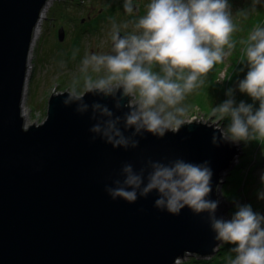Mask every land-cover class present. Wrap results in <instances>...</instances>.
I'll list each match as a JSON object with an SVG mask.
<instances>
[{
  "label": "water",
  "instance_id": "95a60500",
  "mask_svg": "<svg viewBox=\"0 0 264 264\" xmlns=\"http://www.w3.org/2000/svg\"><path fill=\"white\" fill-rule=\"evenodd\" d=\"M50 0H0V264H180L188 256L211 259L223 244L208 213L187 207L178 215L156 209L155 192L129 204L112 200L105 185L123 163L183 158L209 162V199L218 190L241 148L224 141L215 125L193 122L163 138L145 134L136 149H113L99 137L91 142V112L65 106L67 93H53L45 120L24 127L22 99L36 26ZM64 28L58 30L63 42ZM85 103L111 97L86 94ZM124 103V102H122ZM131 129L125 132L130 134ZM217 142H212L213 135ZM217 218L227 219L219 202Z\"/></svg>",
  "mask_w": 264,
  "mask_h": 264
},
{
  "label": "clouds",
  "instance_id": "9594fccd",
  "mask_svg": "<svg viewBox=\"0 0 264 264\" xmlns=\"http://www.w3.org/2000/svg\"><path fill=\"white\" fill-rule=\"evenodd\" d=\"M259 3L252 0L251 10ZM123 8L130 17L139 10L133 0H124ZM248 14L236 13L245 19ZM237 31L229 0H149L144 15L124 23L111 20V51L83 57L62 103L75 104L81 115L91 112L89 119L96 121L89 128L91 142L99 137L113 149H136L146 133L163 138L197 120L188 119L187 97L205 86L208 74L240 43V62L248 70L238 89L258 107L237 103L228 89V98L212 107L211 118L224 141H264V24L255 25L240 41L233 39ZM77 52L73 50V59ZM86 94L111 97L116 110L128 111L115 115L105 104L85 103ZM224 120L229 123L221 127ZM212 142H217L215 134ZM212 175L208 161L197 164L178 157L165 163L149 158L139 169L123 163V179H113L104 191L112 200L129 204L155 192L153 206L173 215L185 207L195 214L207 212L215 238L233 246L230 252L235 255L227 264H264V215L251 205L237 204L230 219L217 218L219 201L209 199ZM259 198L264 199V192Z\"/></svg>",
  "mask_w": 264,
  "mask_h": 264
},
{
  "label": "rangeland",
  "instance_id": "374dc122",
  "mask_svg": "<svg viewBox=\"0 0 264 264\" xmlns=\"http://www.w3.org/2000/svg\"><path fill=\"white\" fill-rule=\"evenodd\" d=\"M135 1L136 3L133 2V4H136L139 10L134 11L131 17L124 11V0H50L47 2L43 8L42 18L37 25L36 33L34 34L35 36L28 59L27 80L21 109V115L24 118V127L35 125L45 118L49 97L53 93L58 94L67 91L73 76L79 75L80 62L86 54L93 52L99 54L111 51V21H109L111 17L117 23H124L144 15L149 0ZM229 4L235 21L240 17L236 13L241 10H246L250 16L247 19H253L255 21L253 26L264 24V0H261V3L256 5V9L261 8L258 13H256V9L255 11L251 10L252 0H229ZM111 7L115 11H112ZM94 26L97 29L91 31V28H94ZM61 27L65 31L63 42L58 41V30ZM130 30L131 25L129 26ZM121 34H124L123 30ZM240 36L245 38V32H242ZM77 49L78 52L75 59H73V50ZM234 59L235 57L229 56L224 63H220L218 73L214 76V80L209 82H217L218 85L220 84L223 88L222 91L214 90L213 88L206 90L204 88L203 90L207 91L206 95L203 94L202 97L199 94L200 92H198L196 96L207 101L220 98L221 96L227 99L226 93L228 89H232L235 93H233V98L234 96L236 97L238 94L236 93L238 84H235V82L232 83L231 79ZM61 61L64 62V67H61ZM225 73L230 78L224 76ZM242 79V76H239L238 82ZM245 95L243 94L241 96L244 98ZM37 112L41 114L39 117L36 115ZM193 114L199 119L198 123L215 125V121L211 118L210 112L200 108L198 104H195L188 110V116L192 118ZM220 126L226 127L227 121H222ZM253 142L240 141L233 144L241 148L242 153L243 151L249 153L252 152ZM251 176L253 177L252 179L245 181L248 185H238V190L235 189L237 186L234 183L224 184L223 180L217 196L219 202L226 205L227 219H230L237 210V204L251 205L255 212L264 215V199L259 198V194L264 192V181H262L264 169L254 171V174ZM183 261H180V263Z\"/></svg>",
  "mask_w": 264,
  "mask_h": 264
},
{
  "label": "trees",
  "instance_id": "16d2710c",
  "mask_svg": "<svg viewBox=\"0 0 264 264\" xmlns=\"http://www.w3.org/2000/svg\"><path fill=\"white\" fill-rule=\"evenodd\" d=\"M133 2L136 3L135 0H133ZM134 6H136V4H134ZM111 9H112V11H115L114 8L111 7ZM260 10H261V8H257L256 13H258ZM247 17H250V16L248 15ZM104 19H105V17H104ZM111 20H112V17H111ZM111 20H109V21H111ZM236 23L239 26V31H237L234 34L233 39L236 41H240L241 39L247 38V35L250 32L249 31L250 28L254 27L253 24H255V21L253 19L249 20V19H247V18L245 19L243 17H241V19H240V17H238ZM96 29L97 28L94 26V28H91V31L96 30ZM242 32H245V38H242L240 36V34ZM242 48H243V45L240 43H237L236 50L231 55L232 57H235L234 63H233V73H232V78H231L232 83L235 82V84L239 83L238 82L239 76H242V78H244V76L248 70L246 64H243L240 62L241 56H242V53H241ZM237 60H238V62L236 63ZM219 66H220V63L217 64L215 66V68L208 74L207 81H206V84L204 87L197 89L196 91H194L192 93L191 96L189 95L187 97L185 103L187 104L188 109L192 108L195 104H198L200 108L207 110L211 114L212 107H215V106L221 104L223 101L226 100L225 97H223V96H221L220 98H217V99L214 98L211 101H207L205 99H200L199 96L198 97L196 96V94L198 92H200L199 94H201L202 97H203V94L206 95L207 91L203 90L204 88H206V90L211 89V88H213L214 90H218V91L223 90L222 86H220V84L218 85L217 82L209 83L210 81L214 80V76L218 73ZM206 85H208V86L206 87ZM214 93L216 94V92H214ZM233 93H234V90H233ZM236 93H238V94L236 97L234 96V99L237 103H239L240 101H244L246 103L253 104L254 107H258V102H253L251 100V98L248 97L247 95H245V97L243 98L241 96L243 94H241L239 89L236 90ZM215 94H212V95H215ZM226 121L228 124L229 121L228 120H226ZM253 143H254V145L252 146V152L245 153L243 151L242 155L232 163L231 170L225 175L224 184L234 183L235 186H237V187H235V189L238 190L240 185H242V184L244 186L248 185V184H246L245 181H247V179L253 178L251 175L254 174V171H258V169H264V141H254ZM231 247H233V246L224 243L223 245H221L219 247L216 255L213 256L209 260L208 259H197L196 257L190 256L186 260L181 262L180 264H227L228 257L229 256L234 257V255H235L234 253L230 252Z\"/></svg>",
  "mask_w": 264,
  "mask_h": 264
},
{
  "label": "built area",
  "instance_id": "2783aa9c",
  "mask_svg": "<svg viewBox=\"0 0 264 264\" xmlns=\"http://www.w3.org/2000/svg\"><path fill=\"white\" fill-rule=\"evenodd\" d=\"M42 11H43V10H42ZM41 15H42V13H41ZM41 15H40V20H41V18H42ZM36 28H37V26H36ZM35 32H36V29H35ZM34 36H35V35H34ZM27 69H28V67H27ZM26 80H27V75H26ZM24 89H25V88H24ZM23 96H24V94H23ZM193 112H194V111H193ZM36 115L39 117L41 114H40V112H37ZM193 117H196V116H194V114H193ZM196 118H197V117H196ZM39 119H40V118H39ZM39 119H38V120H39ZM188 119H191V116H188ZM38 120H37V121H38ZM44 120H45V118H44L41 122L36 123L35 125H39V124H41ZM198 120H199V119L197 118V120H196L195 122H198Z\"/></svg>",
  "mask_w": 264,
  "mask_h": 264
},
{
  "label": "bare ground",
  "instance_id": "6f19581e",
  "mask_svg": "<svg viewBox=\"0 0 264 264\" xmlns=\"http://www.w3.org/2000/svg\"><path fill=\"white\" fill-rule=\"evenodd\" d=\"M36 33V32H35Z\"/></svg>",
  "mask_w": 264,
  "mask_h": 264
}]
</instances>
